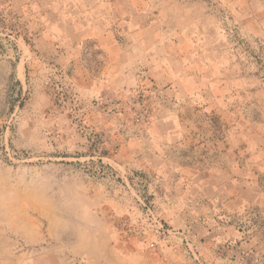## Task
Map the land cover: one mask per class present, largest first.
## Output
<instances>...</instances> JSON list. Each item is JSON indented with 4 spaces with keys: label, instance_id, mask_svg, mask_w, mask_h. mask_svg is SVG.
Masks as SVG:
<instances>
[{
    "label": "rangeland",
    "instance_id": "1",
    "mask_svg": "<svg viewBox=\"0 0 264 264\" xmlns=\"http://www.w3.org/2000/svg\"><path fill=\"white\" fill-rule=\"evenodd\" d=\"M230 1L0 0V264H264V47Z\"/></svg>",
    "mask_w": 264,
    "mask_h": 264
},
{
    "label": "crops",
    "instance_id": "2",
    "mask_svg": "<svg viewBox=\"0 0 264 264\" xmlns=\"http://www.w3.org/2000/svg\"><path fill=\"white\" fill-rule=\"evenodd\" d=\"M135 0H130L131 8L133 7V11H138L135 8ZM144 0H141L143 2ZM163 3V9L169 12H180L179 18L180 20H184L183 22L188 24L191 22H197L207 15L208 10L211 3H215L218 0H195L194 2H190L192 0H178L181 2H177L175 0H165ZM230 4L231 10L240 13L242 17V21L244 22V28L247 32L252 33L260 37V43L264 47V0H231ZM180 10V11H179ZM162 11V10H160ZM137 13V12H136ZM139 17L145 18V28L148 29L147 21L148 18L144 14H140ZM178 21V19H177ZM143 26V27H144ZM147 32H145V35ZM143 52H146V48L141 44L140 46ZM264 49V48H263ZM146 59L150 58V55H145Z\"/></svg>",
    "mask_w": 264,
    "mask_h": 264
}]
</instances>
